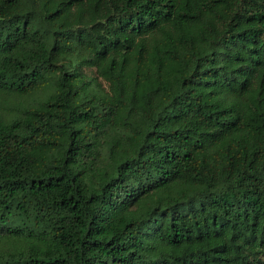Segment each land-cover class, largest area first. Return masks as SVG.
<instances>
[{
  "label": "trees",
  "instance_id": "obj_1",
  "mask_svg": "<svg viewBox=\"0 0 264 264\" xmlns=\"http://www.w3.org/2000/svg\"><path fill=\"white\" fill-rule=\"evenodd\" d=\"M0 264H264V0H0Z\"/></svg>",
  "mask_w": 264,
  "mask_h": 264
}]
</instances>
